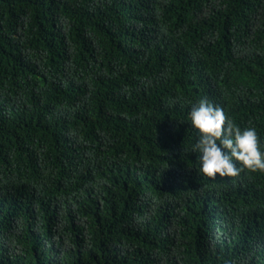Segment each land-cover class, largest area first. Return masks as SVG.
Masks as SVG:
<instances>
[{
  "label": "trees",
  "instance_id": "16d2710c",
  "mask_svg": "<svg viewBox=\"0 0 264 264\" xmlns=\"http://www.w3.org/2000/svg\"><path fill=\"white\" fill-rule=\"evenodd\" d=\"M201 98L264 147V0H0V264H264V171H199Z\"/></svg>",
  "mask_w": 264,
  "mask_h": 264
},
{
  "label": "clouds",
  "instance_id": "9594fccd",
  "mask_svg": "<svg viewBox=\"0 0 264 264\" xmlns=\"http://www.w3.org/2000/svg\"><path fill=\"white\" fill-rule=\"evenodd\" d=\"M189 116L197 130L190 147L198 154L202 174L216 178L238 176L245 168L264 171V147L254 127L241 128L207 98L193 103Z\"/></svg>",
  "mask_w": 264,
  "mask_h": 264
}]
</instances>
